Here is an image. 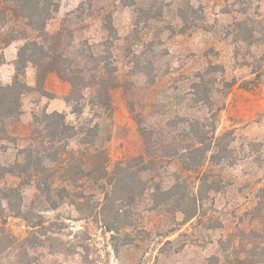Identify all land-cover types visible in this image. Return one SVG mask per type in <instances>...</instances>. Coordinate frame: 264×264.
<instances>
[{
    "label": "rangeland",
    "instance_id": "rangeland-1",
    "mask_svg": "<svg viewBox=\"0 0 264 264\" xmlns=\"http://www.w3.org/2000/svg\"><path fill=\"white\" fill-rule=\"evenodd\" d=\"M28 30L44 54L60 56L64 71L80 77L71 102L73 86L61 78L62 112L80 129H98L95 148L107 149L110 168L147 149L158 161L139 174L143 180L131 171L108 199L86 189L78 202L50 208L33 184L21 186L23 216L0 204V264H264V0H59L49 35ZM12 34L0 29V65ZM30 63L44 82L23 94L22 112L40 105L0 132V166L28 145L34 115L47 109L41 101L54 96L48 78L57 73ZM252 65L262 73L258 85ZM107 82L110 107L97 92ZM215 119L217 135L233 134L222 140L224 157L206 161L199 214L184 221L151 192L189 174L183 185L200 192L197 174L171 156L192 140L190 123L211 132ZM71 145L84 147L77 138ZM20 182L6 174L0 190Z\"/></svg>",
    "mask_w": 264,
    "mask_h": 264
},
{
    "label": "trees",
    "instance_id": "trees-1",
    "mask_svg": "<svg viewBox=\"0 0 264 264\" xmlns=\"http://www.w3.org/2000/svg\"><path fill=\"white\" fill-rule=\"evenodd\" d=\"M58 7L59 0H0V29L8 27L13 32L6 43L16 39L26 41L21 46L15 62L16 74L13 81L7 84L0 83V132L6 131L9 119L22 113L23 94L35 89L25 81L29 62H35L40 71L44 69L47 72H55L63 80L69 81L73 90L72 95L66 100L73 101V94L77 90L80 77L64 71L60 56L44 54L42 52L44 45L37 39H31L28 30L30 27L41 33L40 35H49L46 25ZM211 66L212 71L217 69L224 71V67L219 64ZM252 67L255 73L254 85H258L262 73L256 66L252 65ZM43 78V75L38 76L37 87L43 86ZM244 85L247 88L252 87L250 82H245ZM229 86L232 87L233 84L229 82ZM112 87V82H107L97 89L100 95L99 103L110 107ZM189 125L196 129L190 134L192 140L186 146L177 149L171 157H178L181 160L184 171L197 174L195 178L200 181V192L191 193L188 185H183V182L192 176L191 174L185 177L186 179L182 178V175L177 176L174 182L165 188L158 184L151 192L152 199L157 205L171 203L177 211L182 212L184 221L191 220L199 214L202 187L209 178L208 169L204 168L206 161L218 163L224 157L222 152L228 149L222 146V140L233 134L232 131H226L217 135V119L212 125L211 132H204L199 121ZM98 135V129H80L69 123L66 114L62 111L46 109L40 115H34L28 145L21 148L14 163L10 166H0V177L11 174L21 180L19 186L0 190L1 206H4L2 201L5 200L6 209L23 216L22 206L19 204L23 200L21 186L32 184L37 189V197L45 201L50 208H57L67 201L78 202L81 195L86 193V189L102 190L104 198L108 199L117 193L120 185L129 182V174L134 172L139 176L140 173L151 168L149 163L155 162V159L158 161L154 154L149 155L147 149L146 155L122 159L111 169V159L107 149L103 146L95 148ZM75 138L84 146L83 148L76 149L71 145ZM146 146L150 147L147 138ZM93 147L94 150L91 149ZM139 179L143 180L141 176ZM209 187L215 191L219 189L217 186ZM128 193L130 197H134L132 192ZM18 197L19 203L16 202ZM8 247L10 246H6L5 249Z\"/></svg>",
    "mask_w": 264,
    "mask_h": 264
},
{
    "label": "crops",
    "instance_id": "crops-1",
    "mask_svg": "<svg viewBox=\"0 0 264 264\" xmlns=\"http://www.w3.org/2000/svg\"><path fill=\"white\" fill-rule=\"evenodd\" d=\"M24 44V40L16 39L1 48L2 54L4 55V62L0 65V83H10L16 73V59L18 58V53L21 46ZM53 80V84H48V90L54 93V96L48 98L44 103L47 110L49 111H64L66 107V102L61 98L64 93V88L68 87L67 84L58 75L51 73L49 75L48 81ZM25 81L29 86L35 87L37 84V68L30 63L26 67V77ZM35 105H40L39 102H33L30 106L24 107L21 118L17 123H25L28 110H34ZM25 135V133L23 134Z\"/></svg>",
    "mask_w": 264,
    "mask_h": 264
}]
</instances>
